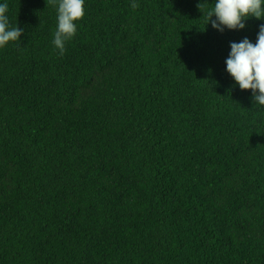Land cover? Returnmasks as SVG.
Segmentation results:
<instances>
[{
	"label": "trees",
	"instance_id": "16d2710c",
	"mask_svg": "<svg viewBox=\"0 0 264 264\" xmlns=\"http://www.w3.org/2000/svg\"><path fill=\"white\" fill-rule=\"evenodd\" d=\"M6 2L0 264H264V107L225 64L264 20L85 0L61 54L56 0Z\"/></svg>",
	"mask_w": 264,
	"mask_h": 264
},
{
	"label": "clouds",
	"instance_id": "9594fccd",
	"mask_svg": "<svg viewBox=\"0 0 264 264\" xmlns=\"http://www.w3.org/2000/svg\"><path fill=\"white\" fill-rule=\"evenodd\" d=\"M131 7H137L135 0ZM56 10L57 24L52 43L63 54L66 42L77 33V22L85 16V0H56ZM8 12V3L0 0V49L19 42L23 32L17 24L10 23ZM250 18L264 20V0H215L207 14L206 25L210 23L212 29L220 33L239 31L246 28ZM225 64L235 85L242 91L250 90L255 105L264 107V23L259 25L255 43L247 37L230 43Z\"/></svg>",
	"mask_w": 264,
	"mask_h": 264
}]
</instances>
